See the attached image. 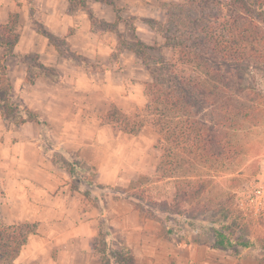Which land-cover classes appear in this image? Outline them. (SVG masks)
<instances>
[{
  "label": "rangeland",
  "instance_id": "374dc122",
  "mask_svg": "<svg viewBox=\"0 0 264 264\" xmlns=\"http://www.w3.org/2000/svg\"><path fill=\"white\" fill-rule=\"evenodd\" d=\"M184 1L49 0L68 16V25L62 34L52 33L44 18L33 14L36 9L40 10L38 1L28 2L31 11L29 9L25 24L18 23V32H25L22 42H33L36 48H42L44 42L55 46L50 50L43 46L42 53L45 62L52 63L57 69L42 65L35 53L17 56L27 64V73L31 77L33 72L39 73L29 83L18 78L22 67L17 65L16 59L11 60L14 70L12 83L17 88L13 93V102L24 104L25 99L40 106L46 105L51 121L59 124L58 120L63 118L66 121L65 116H72V123L78 128L66 131V135L84 138L88 135L102 136L109 144L106 148L108 156L110 149L118 148L121 151L119 163L124 166L125 162L133 163L138 171L133 177H126V187H114L115 191L107 194L132 197L141 203L138 208L144 212V217L159 222L160 236L212 245L215 229L235 224L230 228L232 237L252 243L248 251L239 249L238 252L254 255L259 264H264V122L251 130L247 153L225 169L213 164L206 167L194 161L187 162V156L177 162L174 156L167 159L169 147L150 123L157 116L151 114L147 107L149 98L145 93V84L151 79L134 52L138 42L154 49L146 51L148 56L174 62L178 74L194 79L200 76L198 68L181 65L176 60L177 53L165 47L167 37L174 39L183 35L189 38L182 25L176 23L174 26L181 12L184 22L205 20L204 14L195 7L193 10L184 8L180 12L170 5ZM209 14L218 15L213 7H210ZM178 40L181 41L180 38ZM39 64L45 70L37 69ZM29 66H34L37 71ZM50 69L54 71L53 77L49 75ZM250 71L256 88L264 91V71L253 68ZM40 116L46 121L44 116ZM140 125L142 127L137 128ZM100 128L102 131H98ZM49 130L52 139L61 131L57 129L52 133L50 127ZM129 135L137 140V144L129 141ZM113 138L118 139L115 140L117 142ZM45 146L71 162L78 154L58 147L55 141L54 147ZM77 156L82 158L79 154ZM109 159L110 156L106 162L108 170L114 163ZM192 175L198 177L195 185L200 189L199 194L192 203L175 206L173 198L178 185L182 186L183 178ZM222 207L227 208L231 216L222 211ZM235 209L240 217L233 220V216H237L233 214ZM227 263L232 264V261Z\"/></svg>",
  "mask_w": 264,
  "mask_h": 264
},
{
  "label": "trees",
  "instance_id": "16d2710c",
  "mask_svg": "<svg viewBox=\"0 0 264 264\" xmlns=\"http://www.w3.org/2000/svg\"><path fill=\"white\" fill-rule=\"evenodd\" d=\"M170 5L180 12L184 8L193 10L195 7L205 16V20L184 22L181 12L174 26L176 23L182 25L189 38L183 35L174 39L165 38V47L177 53V62L198 68L200 76L194 79L178 74L174 62L148 56L146 51L154 49L138 42L134 52L151 79L145 84V93L149 98L147 107L151 114L157 116L150 123L169 147L167 159L174 156L177 162L187 156V162L194 161L206 167L213 164L225 169L247 153L251 130L264 122V91L256 88L250 71L252 68L264 71V0H185ZM210 7L215 8L218 15L210 16ZM18 40L17 15L12 14L5 24L0 25V48L3 51L0 58V117L9 125L38 124L41 128L38 147L42 154L68 173L72 189L104 212L103 195L115 189L97 183L94 180L98 176L97 170L86 164L78 154L71 162L60 158L56 151L48 150L45 145L54 147V141L47 122L24 104L13 102L14 91L6 62L13 56ZM29 68L45 70L40 64L37 69L34 66ZM48 71L53 77L54 71ZM37 74L33 72L31 77L27 73L26 81L32 83ZM188 178H183L182 186L178 185L173 198L177 207L192 203L200 192L195 185L198 177L192 175ZM129 199L135 201L137 207L140 206L141 203L132 197ZM221 209L230 215L227 208ZM233 214L237 215L233 216V220L236 217L239 219L238 210L235 209ZM231 225L214 230L212 247L237 255L239 249H247L252 243L232 237ZM30 228L34 229L26 224L5 226L0 221L2 261L11 264L16 259L27 238L34 232ZM90 248L100 264H134L130 249L113 237L105 218L100 220L99 235L91 241Z\"/></svg>",
  "mask_w": 264,
  "mask_h": 264
},
{
  "label": "crops",
  "instance_id": "0c3cea01",
  "mask_svg": "<svg viewBox=\"0 0 264 264\" xmlns=\"http://www.w3.org/2000/svg\"><path fill=\"white\" fill-rule=\"evenodd\" d=\"M30 1H38L41 5L40 10L36 9L33 14H40L52 33H64L68 16L49 0H0V25L14 13L18 14V23L25 24ZM23 34L25 32L20 31L13 56L6 62L14 93L17 88L12 83L14 70L11 60L16 59L17 65L22 67L21 76H18L21 81L25 80L28 68L17 56L35 53L42 65L57 69L52 63L45 62L42 53L43 46L46 50L55 49V46L44 42L42 48H36L33 42H22ZM30 38L34 39L32 35ZM2 54L0 48V58ZM23 100L28 109L46 118L52 133L61 130L53 138L58 147L76 151L86 163L97 169V183L111 188L126 187V177L137 173L135 164L125 162L124 166L119 163L121 151L118 148L110 149L109 162L112 160L114 163L108 170L106 148L109 144L102 136L69 137L66 131L78 128L72 123V116H65L66 121L63 118L58 120L59 124L51 121L46 105ZM39 135L40 126L36 123L8 125L0 117V221L5 226L26 224L34 227L33 234L29 235L11 264H100L92 254L90 243L98 237L100 220L104 218L113 231V237L130 249L134 264H228L229 260L232 264H259L256 256L245 255V251L233 255L229 250L214 249L202 241L183 242L174 236H160L159 222L144 217V212L130 197L105 193V211L100 212L92 201L72 189L68 173L42 154L38 147ZM131 138L129 141L137 144V140ZM115 140L118 139L113 138L117 142ZM0 264L7 263L0 259Z\"/></svg>",
  "mask_w": 264,
  "mask_h": 264
}]
</instances>
